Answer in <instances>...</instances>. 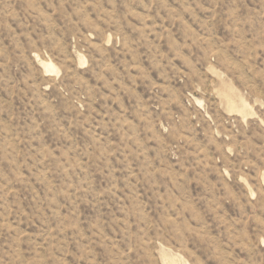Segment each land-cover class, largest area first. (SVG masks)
<instances>
[{"label": "rangeland", "instance_id": "obj_1", "mask_svg": "<svg viewBox=\"0 0 264 264\" xmlns=\"http://www.w3.org/2000/svg\"><path fill=\"white\" fill-rule=\"evenodd\" d=\"M0 264H264V0H0Z\"/></svg>", "mask_w": 264, "mask_h": 264}, {"label": "bare ground", "instance_id": "obj_2", "mask_svg": "<svg viewBox=\"0 0 264 264\" xmlns=\"http://www.w3.org/2000/svg\"><path fill=\"white\" fill-rule=\"evenodd\" d=\"M43 67H44L45 71H47V72H48V71H51V72H52L53 69H54L53 66H52L51 64H46V63L43 64Z\"/></svg>", "mask_w": 264, "mask_h": 264}]
</instances>
